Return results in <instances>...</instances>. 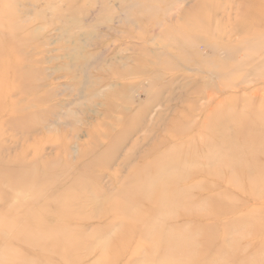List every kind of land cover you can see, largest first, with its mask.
<instances>
[{
	"label": "rangeland",
	"instance_id": "1",
	"mask_svg": "<svg viewBox=\"0 0 264 264\" xmlns=\"http://www.w3.org/2000/svg\"><path fill=\"white\" fill-rule=\"evenodd\" d=\"M263 115L264 0H0V264H153L145 255L157 243L141 240L150 213L131 215L125 237L117 194L142 156L162 139L153 154L171 151L170 128L173 153L202 156L209 119L226 123L212 129L217 155L225 133L241 148L234 134H256ZM217 170V183H204L211 191L190 199L221 201L218 217L190 214L163 229L195 232L197 246L210 228L216 245L236 239L232 264H264L253 256L264 248V188L254 199L230 181L240 170Z\"/></svg>",
	"mask_w": 264,
	"mask_h": 264
},
{
	"label": "bare ground",
	"instance_id": "2",
	"mask_svg": "<svg viewBox=\"0 0 264 264\" xmlns=\"http://www.w3.org/2000/svg\"><path fill=\"white\" fill-rule=\"evenodd\" d=\"M203 125L204 129L198 133L199 139L201 140L200 143L203 144L206 141V148L202 156L183 152L173 153L172 150H176L175 148L179 147L180 143L172 142L174 131L170 128L169 131L166 132V138L167 141H170L174 145L176 144V146L173 147L171 151L162 152L159 157H156L153 152L164 149L163 147L166 143L164 139L157 142L147 154L142 156L141 163L134 169L133 174L127 180V182L131 181V184L129 185L128 182V184L123 185L117 193L119 194L118 202L121 201L125 203L123 207V211H125L123 214V220H125L123 226V230L126 232L125 237L128 236L129 227L127 226L129 224L128 222L131 220V215L137 217L140 209H145L150 213L152 224L150 229L143 232L141 240L144 241L143 243L145 246L149 245L147 244L149 241L157 243V246L154 248L153 246L147 248L148 250L145 255L153 264H200L203 257L211 259L209 264H212L213 261H215L213 263H216L220 257H224L225 262L219 264H232V262L236 260L239 252L234 247L236 244L235 238L228 242L227 247H225L224 243L231 234V232H229L231 229L228 227L223 229V233L217 234V239L220 238V240H222L223 246L215 244L214 231L211 232L210 228L204 229L206 234L210 232V237L209 234H207V237L203 239L204 242L200 240V243L198 242V244H196L197 246H195V243H192V240H190V236H194L195 232H191L192 234L189 235V233H186L182 228L174 225H166L167 228L164 230V224L174 220L177 221L178 219H188L190 214L192 218L198 220L209 216L218 217V212H216L214 208L221 203V201L209 197V199L203 202L205 207L208 208L207 209L200 206V203H195L190 199L191 193L196 190L201 191L200 188L211 191L210 185L204 183L216 181L217 177L221 174L217 169L230 167L233 168V170H240V172L236 171L230 175V181L237 191L247 193L254 199L258 198L256 195L258 189L264 188V186H262L264 185V167L260 162L261 159H264V124L262 127L255 128L256 131L259 130L256 134L247 136L244 133L236 132L237 134H234V137L236 136L238 140H241L239 141L241 142L240 146H242L238 149H234L235 147L229 148L228 141L231 140L229 138L231 136L227 133L224 132L225 134L221 138L219 137V143L221 145H226V148L223 149V154H227L229 151L235 158L234 160L225 159L222 153L217 155L213 147L214 139L218 136L212 129L225 130V121H217L215 122V126H213L212 119H209L206 120ZM240 125H242V123ZM260 129H262V132ZM204 130H207V133H205ZM132 150L131 153L134 154L137 149L132 147ZM172 159H177L180 163L184 161L189 162L192 167L190 170L188 169L180 172L177 166L172 165L170 161ZM191 176H193V178L200 176L202 181H193L191 185L187 186V181L190 180L189 178ZM117 205L119 204L117 203ZM140 205H145V207L142 208ZM220 209L223 210V212L219 213L223 215L228 212L226 210L230 209V207L224 205L221 206ZM248 227L252 229L256 227V225L254 223H249ZM234 230L236 231V229ZM205 231L203 232L200 230L198 233L202 234V232L205 233ZM53 235V233H48L42 236V238H36L34 241L38 239L50 241L53 239ZM61 241L68 246L72 243V239L69 238V236ZM160 245H164L165 248H158ZM192 245L197 247V249ZM258 245L260 246V244ZM58 246L55 245L52 249L48 250L53 251V249H56ZM169 246L173 247L176 251L169 250ZM110 249L111 248H107L106 250ZM112 249H114L111 250L113 252L118 251L117 248L112 247ZM208 251L210 252L208 253ZM258 254H262L260 258L262 259L264 257V248L256 250L253 255L255 259H257Z\"/></svg>",
	"mask_w": 264,
	"mask_h": 264
}]
</instances>
